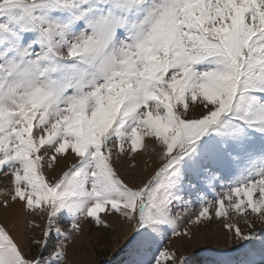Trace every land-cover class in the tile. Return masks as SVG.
I'll return each mask as SVG.
<instances>
[{"label":"snow or ice","instance_id":"snow-or-ice-1","mask_svg":"<svg viewBox=\"0 0 264 264\" xmlns=\"http://www.w3.org/2000/svg\"><path fill=\"white\" fill-rule=\"evenodd\" d=\"M0 176L45 217L0 223V264H63L104 213L126 264H264V0H0ZM218 218L234 246L164 247Z\"/></svg>","mask_w":264,"mask_h":264},{"label":"rangeland","instance_id":"rangeland-1","mask_svg":"<svg viewBox=\"0 0 264 264\" xmlns=\"http://www.w3.org/2000/svg\"><path fill=\"white\" fill-rule=\"evenodd\" d=\"M149 138H145V142H148ZM151 147V145H150ZM155 153H145L143 157H138V160H142L143 171L138 176V181L144 180L152 169L156 166L153 163ZM70 159L68 163L70 164ZM159 163V160H156ZM126 166V165H125ZM60 169H57L59 172ZM45 175L50 179L51 173L46 169ZM11 189V183L9 180L0 176V200H3L7 195V192ZM211 199V195H209ZM11 208L5 213L0 211V223L6 224L17 238L22 236L26 238L29 235H36L39 237L40 231L36 229L33 231L32 225L44 223L45 217L40 213L29 214L26 209L23 208L20 202H12ZM200 204L195 199L192 200L190 205L186 206V209L190 210L192 217L199 211ZM102 219L106 221L107 227L98 225L92 222L90 219H85L81 223V232L74 233L72 239L66 241L67 255L63 264H126L127 252L122 251L124 243L129 234H131L133 224L125 220L118 214H101ZM233 223L239 222L240 226L244 228L243 220L239 217H235L232 220ZM226 221L223 218L213 219L210 224L195 231V234L190 238L169 237L164 247L171 250H179V253L188 254L194 250H200V255L207 256L213 254L217 249L229 248L234 246L232 234L224 226ZM62 230L67 229L71 231L70 222L68 219H64L59 225ZM184 227H190L187 223H184L181 227L183 231ZM262 227L258 225V228ZM245 230H248L245 228ZM63 240V237L53 240V244L58 245ZM49 251L44 255L47 258Z\"/></svg>","mask_w":264,"mask_h":264}]
</instances>
